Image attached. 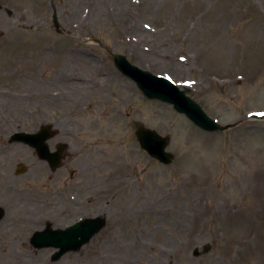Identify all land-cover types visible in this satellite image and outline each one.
I'll list each match as a JSON object with an SVG mask.
<instances>
[{
    "label": "rangeland",
    "instance_id": "374dc122",
    "mask_svg": "<svg viewBox=\"0 0 264 264\" xmlns=\"http://www.w3.org/2000/svg\"><path fill=\"white\" fill-rule=\"evenodd\" d=\"M115 53L240 123L196 126L145 97ZM56 105L106 130L107 226L54 262L2 227L0 264H264V118H250L264 113V0H0V125ZM136 121L170 135L172 163L139 146Z\"/></svg>",
    "mask_w": 264,
    "mask_h": 264
},
{
    "label": "flooded vegetation",
    "instance_id": "af4514ba",
    "mask_svg": "<svg viewBox=\"0 0 264 264\" xmlns=\"http://www.w3.org/2000/svg\"><path fill=\"white\" fill-rule=\"evenodd\" d=\"M57 91L63 98L65 93ZM57 108L40 113L34 123L0 125V229L11 232V243L43 250L52 262L60 247L37 248L36 234L46 243L78 223L86 227L87 219L104 217L108 222L106 130L100 124V130L89 131L81 113L74 114L77 109ZM17 132L23 133L20 139L14 138Z\"/></svg>",
    "mask_w": 264,
    "mask_h": 264
},
{
    "label": "water",
    "instance_id": "95a60500",
    "mask_svg": "<svg viewBox=\"0 0 264 264\" xmlns=\"http://www.w3.org/2000/svg\"><path fill=\"white\" fill-rule=\"evenodd\" d=\"M53 18L55 24L58 25L57 12L54 13ZM113 57L116 67L121 73L130 77L146 97L170 103L177 112L185 114L196 126L212 132L227 130L240 123L221 124L217 119L210 116L199 102L190 95H187V92L176 85L170 78L154 74L149 70L139 67L132 63L124 54L117 53ZM251 117L264 118V113H253ZM135 129L136 139H138L140 147L153 159H157L163 164L173 162L175 155L167 148L171 140L170 135H162L157 130L148 128L139 122L136 123ZM21 134L23 133L14 134V138L20 139ZM1 217L2 212L0 211ZM105 223V220L101 217L92 218L84 224L88 227L81 228V223H79L75 227H70L58 237H50V241L46 243L40 242L41 239L38 237V234L33 237V241L36 247H61L54 257L57 259L70 250L81 248L96 232L106 225ZM79 234L82 236L81 238L77 236ZM210 248L211 246L208 244L204 247V251H208Z\"/></svg>",
    "mask_w": 264,
    "mask_h": 264
},
{
    "label": "bare ground",
    "instance_id": "6f19581e",
    "mask_svg": "<svg viewBox=\"0 0 264 264\" xmlns=\"http://www.w3.org/2000/svg\"><path fill=\"white\" fill-rule=\"evenodd\" d=\"M58 72L62 73L61 76H59L61 80L67 81L66 79L71 78V75H69V74L66 72V70L59 69ZM69 81H70V79H69ZM71 81H72V80H71ZM72 82H73V81H72Z\"/></svg>",
    "mask_w": 264,
    "mask_h": 264
},
{
    "label": "snow or ice",
    "instance_id": "6c2138e0",
    "mask_svg": "<svg viewBox=\"0 0 264 264\" xmlns=\"http://www.w3.org/2000/svg\"><path fill=\"white\" fill-rule=\"evenodd\" d=\"M170 78V77H169Z\"/></svg>",
    "mask_w": 264,
    "mask_h": 264
}]
</instances>
